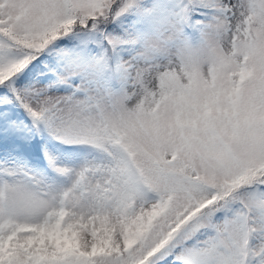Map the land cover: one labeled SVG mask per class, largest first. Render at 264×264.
<instances>
[{
	"label": "snow or ice",
	"instance_id": "6c2138e0",
	"mask_svg": "<svg viewBox=\"0 0 264 264\" xmlns=\"http://www.w3.org/2000/svg\"><path fill=\"white\" fill-rule=\"evenodd\" d=\"M0 264H264V0H0Z\"/></svg>",
	"mask_w": 264,
	"mask_h": 264
}]
</instances>
